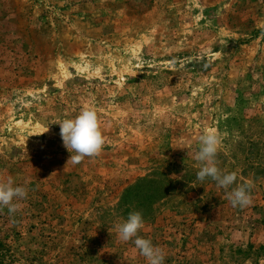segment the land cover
I'll return each instance as SVG.
<instances>
[{"label": "rangeland", "instance_id": "374dc122", "mask_svg": "<svg viewBox=\"0 0 264 264\" xmlns=\"http://www.w3.org/2000/svg\"><path fill=\"white\" fill-rule=\"evenodd\" d=\"M83 108L106 144L73 165L56 122ZM209 129L227 190L187 156ZM9 177L28 197L0 211V264H147L117 233L136 211L164 264H264V0H0Z\"/></svg>", "mask_w": 264, "mask_h": 264}, {"label": "clouds", "instance_id": "9594fccd", "mask_svg": "<svg viewBox=\"0 0 264 264\" xmlns=\"http://www.w3.org/2000/svg\"><path fill=\"white\" fill-rule=\"evenodd\" d=\"M56 123L60 126L63 145L71 153L67 163L80 164L86 157L93 158L102 152L106 140L94 109L83 108L74 118ZM198 140V150L194 154L187 152V156H191L200 164L197 179L203 182L206 178H211L218 188L229 189L236 182L237 174L224 172L218 167L216 156L222 143L221 136L209 129L200 135ZM251 188L250 182L231 188V191L227 192L231 205L240 208L249 206L252 203ZM27 197L28 189L24 186H14L11 177L6 181L0 180V211L7 208L9 216L14 217L21 209V202ZM116 227L119 239L125 243L131 240L147 264H164L166 252L155 246L150 239L138 235L144 227V220L139 211L130 213L127 220Z\"/></svg>", "mask_w": 264, "mask_h": 264}]
</instances>
